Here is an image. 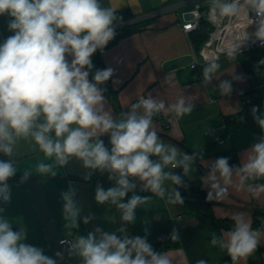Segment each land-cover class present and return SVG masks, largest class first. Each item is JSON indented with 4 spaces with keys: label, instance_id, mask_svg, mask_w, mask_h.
Masks as SVG:
<instances>
[{
    "label": "clouds",
    "instance_id": "clouds-1",
    "mask_svg": "<svg viewBox=\"0 0 264 264\" xmlns=\"http://www.w3.org/2000/svg\"><path fill=\"white\" fill-rule=\"evenodd\" d=\"M210 14L218 18H238L244 14L248 23L235 34L234 43L225 51L229 60L240 55L241 46L252 40L264 46V0H207ZM116 10L104 6L102 0H0V17H8L7 29L12 35L0 42V203L8 204L11 190L7 181L17 173L16 152L21 141L43 153L48 162H37L35 174L55 176L73 157L88 170L107 173L113 187L95 189L99 205L110 204L120 213L122 226L117 232H104L100 227L87 236L75 234L63 239L69 258L78 257L82 264H173L166 251H157L145 236L130 237L124 224L136 221L135 210L148 204L152 196L172 205H183L180 187L187 188L185 178L197 161L207 169L201 183L208 189L206 200L223 201L230 189L246 192L253 198L264 194V111L253 107L251 115L261 130L237 166L229 158L220 157L210 166L203 160V151L191 154L164 142L156 129L154 117L162 112L182 118L193 112V104L184 95L174 103L151 95L139 96L128 111L118 115L106 107V89L113 76L111 67L95 69L91 57L104 51L115 38V25L120 22ZM256 15V31L248 26ZM264 65V59L257 68ZM213 59L203 68V82L210 83L220 70ZM232 79L240 77L232 72ZM221 95H229L232 82L218 85ZM241 117V121H244ZM109 137L108 145L101 139ZM182 169V175L174 169ZM34 174L24 169L21 183ZM133 179L142 183V191L151 197L128 193L136 189ZM71 188L61 194L65 228L79 227L80 209ZM0 208V264H62L65 253L54 256L26 243V230L13 231V220ZM92 216L83 218L88 224ZM230 231L211 234L210 244L226 252L233 262L246 261L261 244L264 229H254L244 213L232 216ZM75 232V231H74ZM170 240L177 242L176 229ZM197 264H208L201 259Z\"/></svg>",
    "mask_w": 264,
    "mask_h": 264
},
{
    "label": "crops",
    "instance_id": "crops-1",
    "mask_svg": "<svg viewBox=\"0 0 264 264\" xmlns=\"http://www.w3.org/2000/svg\"><path fill=\"white\" fill-rule=\"evenodd\" d=\"M173 1L177 0H102V4L114 7L116 11L130 10L136 17H140ZM191 9L192 4H189L183 9L160 14L149 25L122 37L103 52L106 68L111 67L114 71L110 79L117 92L111 98L105 95L106 107L118 115L128 111L139 96L151 95L171 104L178 96L184 95L192 102L193 112L182 118L162 112L153 118L156 129L164 142L176 146L181 152L191 154L193 151H203V160L210 166L221 152L230 147L225 136L224 118L239 113L245 105V99H251V96L245 95L262 80L264 65L258 68L257 65L264 59V48L238 54L235 60L227 57L218 59L220 70L207 84L203 82V68L208 62H204L201 65L202 78L199 79L198 72L193 71L191 80L184 83L180 77L181 72L201 61L192 41L194 31L185 33L181 28V23L186 20L182 16L183 10ZM7 22L8 17H0V42L12 35L7 29ZM233 70L240 79H232ZM223 80L232 82L229 95H221L218 90ZM101 139L105 143L109 137L105 135ZM249 148L239 151V164ZM15 159L17 173L7 181L11 199L6 205L0 203V208L5 209L4 215L13 220V227L17 231L19 227L26 230V243L43 249L49 256H54L58 251L64 252L62 264H82L80 258L68 257V245L61 244V240L72 239L75 234L87 236L96 227L112 233L122 226L120 213L114 206L107 203L99 205L94 199L98 184L105 190L115 186L114 181H109L107 173L93 172L90 179L85 180L88 170L73 157L66 166L57 170L55 176L37 175L35 164L48 162L47 158L24 141L19 143ZM199 167L206 174L203 162L197 161L189 176H193ZM24 169H30L34 174L21 183ZM177 172L182 175V169L177 168ZM132 182L136 184V189L128 193L124 202L132 195L152 196L150 192L142 191V183L138 179ZM70 188L75 192L74 200L80 209L79 227L76 230L65 228L63 220L61 194ZM204 189L207 195L208 189L205 186ZM211 204L218 219L233 221L232 216L242 212L253 228L258 220L260 229H264V194L253 198L246 192L230 189L227 199L211 201ZM89 215L92 219L84 224L83 218ZM135 215V223L123 225L127 235L144 237L147 229L148 242L155 250L168 252L173 264H197L201 259L208 264H251L249 257L246 261L233 262L226 252L211 246V236L199 231L196 215L184 202L183 205H172L152 196L148 204L135 210ZM173 229L180 235L177 242L170 240ZM225 232L228 230H222L221 234ZM258 249L261 250L258 258L264 264V244Z\"/></svg>",
    "mask_w": 264,
    "mask_h": 264
},
{
    "label": "trees",
    "instance_id": "trees-1",
    "mask_svg": "<svg viewBox=\"0 0 264 264\" xmlns=\"http://www.w3.org/2000/svg\"><path fill=\"white\" fill-rule=\"evenodd\" d=\"M174 2V1H173ZM116 15L120 18V22H126L136 18L130 10L116 11ZM154 18H149L146 20L134 22L122 27L119 31H115V38L108 43L106 49L115 45L122 37L128 36L135 32L140 31L142 28L149 25ZM212 29L210 24L205 20L202 24L201 29L194 31L192 34V41L197 53H200V50L206 40L208 39L207 33ZM103 51V52H104ZM99 50L91 57L92 63L95 69H105V63L103 61L102 55ZM102 88L106 89L105 95L111 98L116 96L117 92L114 90L111 79L107 81L104 85H101ZM251 96V101L245 103L243 109L234 115L227 116L224 118V127H225V136L229 141V149L221 152L218 157H227L229 158L230 166H237L239 164L238 153L239 151L249 148L251 144L255 141V138L261 135V130L254 123L251 110L253 107H259L261 111H264V88L263 89H250L245 96ZM244 117V121H241V117ZM109 140L105 141V144L108 145ZM6 159L3 155H0V160ZM205 170L202 167H199L197 172L191 176V179H185V183L188 187L185 189L180 187L178 190L181 193L183 202L190 208V210L196 215L199 224L198 229L201 232H205L210 235L215 233L217 236L221 235L222 230L230 231L233 227V221L226 219H218L215 216L213 206L211 202L206 200V193L203 184L201 183V178L204 176ZM260 222L255 221L254 229H260ZM13 231H17L13 227ZM261 254V250L257 251L249 257L251 264L260 263L263 264V261L258 258V255Z\"/></svg>",
    "mask_w": 264,
    "mask_h": 264
},
{
    "label": "built area",
    "instance_id": "built-area-1",
    "mask_svg": "<svg viewBox=\"0 0 264 264\" xmlns=\"http://www.w3.org/2000/svg\"><path fill=\"white\" fill-rule=\"evenodd\" d=\"M205 2L206 4H204ZM189 4H192V9L189 11L183 10L182 16H184L186 12H192L194 14V19L183 20V22L181 23L182 30L185 33H191L193 31L199 30L202 27L201 21L204 22L205 20L212 27V29L207 33L208 39L202 46L199 53L201 61H197L191 65V69L193 71H197L199 74L198 78L201 79L202 63L209 62L210 60L213 59L218 60L223 57H226L225 55L226 49L234 43L233 37L237 32L243 29L244 26L248 23V18L246 15L241 14L238 18H218L210 14L207 0H177L168 3L167 5L163 6L161 9L149 13L147 15H142L140 17H136L135 19L118 23L115 25V31H119L125 25L134 22L146 20L149 18H154L163 13L183 9ZM249 15L250 18L254 21V23L248 26L247 28V32L251 34L256 31V24H255L256 15L254 12H250ZM255 48H264V46H261L259 41L253 43L252 40L250 39L241 46L239 52L241 54L253 50ZM262 87H264V73L261 82L259 84L253 85L252 89H260ZM250 101L251 99L249 97L245 99V103H249ZM214 132L215 131H213L211 134L213 135ZM173 171L175 174L179 175L177 169H174Z\"/></svg>",
    "mask_w": 264,
    "mask_h": 264
},
{
    "label": "water",
    "instance_id": "water-1",
    "mask_svg": "<svg viewBox=\"0 0 264 264\" xmlns=\"http://www.w3.org/2000/svg\"><path fill=\"white\" fill-rule=\"evenodd\" d=\"M184 18L186 20H193L194 19V14L192 12H187V13H185ZM201 23L203 24V21H201ZM192 73H193V70L192 69H185V70H183L181 72V74H180V77H181L182 81L184 83L189 82L191 80Z\"/></svg>",
    "mask_w": 264,
    "mask_h": 264
}]
</instances>
